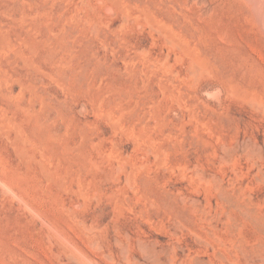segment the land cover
<instances>
[{
    "label": "rangeland",
    "instance_id": "obj_1",
    "mask_svg": "<svg viewBox=\"0 0 264 264\" xmlns=\"http://www.w3.org/2000/svg\"><path fill=\"white\" fill-rule=\"evenodd\" d=\"M83 254L264 264L246 0H0V261Z\"/></svg>",
    "mask_w": 264,
    "mask_h": 264
},
{
    "label": "bare ground",
    "instance_id": "obj_2",
    "mask_svg": "<svg viewBox=\"0 0 264 264\" xmlns=\"http://www.w3.org/2000/svg\"><path fill=\"white\" fill-rule=\"evenodd\" d=\"M247 2H249L250 4H251V8H252V12H253V14H254V16H255V18H256V20L258 21V22H260V23H262V22H264V0H246ZM50 229V228H49ZM89 229V228H88ZM93 229V228H92ZM90 230V229H89ZM55 231V230H54ZM85 234V233H84ZM58 235V234H57ZM47 236V235H46ZM58 236H60V235H58ZM48 237V236H47ZM62 238V237H61ZM58 239V238H57ZM64 239V238H63ZM65 241H66V239H64ZM48 241H49V239H48ZM114 241V240H113ZM66 243V242H65ZM88 243H90V242H88ZM93 243V242H92ZM92 243H90V244H92ZM95 243V242H94ZM115 243H118V245H119V242H116V240H115ZM70 244V243H69ZM68 244V245H69ZM139 245H140V243H139ZM46 246V245H45ZM71 246V245H70ZM141 246V245H140ZM91 247V246H90ZM122 247V246H121ZM97 250H98V248H96ZM100 249V248H99ZM122 249H124V248H122ZM141 249V248H140ZM126 250V249H125ZM125 250H124V252H125ZM51 251V250H50ZM78 251V250H77ZM79 252V251H78ZM87 252V251H86ZM122 252V251H121ZM120 252V253H121ZM69 253V252H68ZM88 253V252H87ZM60 254V253H59ZM80 254V253H79ZM92 254V253H91ZM94 254V253H93ZM69 255V254H68ZM82 255V254H81ZM122 255V254H121ZM80 256V255H79ZM96 256V255H95ZM105 256V255H104ZM124 256H125V254H124ZM123 255H122V257H124ZM58 257V256H57ZM73 258L72 260H75V255H74V252H71V254L69 255V258ZM97 257V256H96ZM106 257V256H105ZM70 258V259H71ZM79 258H81V256L79 257ZM126 258V257H125ZM110 259V258H109ZM82 260V259H81ZM133 260V259H132ZM138 260V259H137ZM113 261V260H112ZM147 261V260H146ZM61 262V261H60ZM128 262L126 261V264H127ZM140 262L138 261V264H139ZM143 263V262H142ZM0 264H23V262H21V261H17V260H6V261H0ZM83 264H103L99 259H97V258H95V257H93V256H89V255H85V254H83ZM131 264H133L132 262H131ZM134 264H136V263H134ZM141 264V263H140ZM143 264H148V263H143Z\"/></svg>",
    "mask_w": 264,
    "mask_h": 264
}]
</instances>
